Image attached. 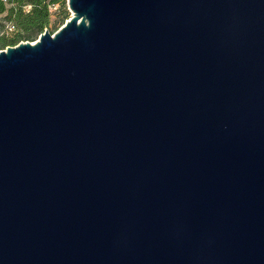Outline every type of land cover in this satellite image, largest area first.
Here are the masks:
<instances>
[{"label":"water","instance_id":"obj_1","mask_svg":"<svg viewBox=\"0 0 264 264\" xmlns=\"http://www.w3.org/2000/svg\"><path fill=\"white\" fill-rule=\"evenodd\" d=\"M0 50V264H264V0H68Z\"/></svg>","mask_w":264,"mask_h":264},{"label":"trees","instance_id":"obj_2","mask_svg":"<svg viewBox=\"0 0 264 264\" xmlns=\"http://www.w3.org/2000/svg\"><path fill=\"white\" fill-rule=\"evenodd\" d=\"M57 5L59 15L57 22L52 24V7ZM68 18L65 0H0V50L21 42H35L45 30L54 34ZM2 20L10 23L12 31L8 27L6 32L1 33V28L5 27Z\"/></svg>","mask_w":264,"mask_h":264},{"label":"rangeland","instance_id":"obj_3","mask_svg":"<svg viewBox=\"0 0 264 264\" xmlns=\"http://www.w3.org/2000/svg\"><path fill=\"white\" fill-rule=\"evenodd\" d=\"M65 3L67 4V8H68V11H69V18L72 16V13H71V11H70V9H69V4H68V0H65ZM59 5H57L56 7H52V13H53V15H52V18H51V20H52V24H55V22H57V18H58V15H59ZM5 16V15H4ZM3 16V17H4ZM69 18H68V20H69ZM67 20V21H68ZM3 21V24L5 25V27L4 28H1V33H3L4 31L6 32V30H7V28L10 26V23L8 22V21H6V20H2ZM66 21V22H67ZM65 22V23H66ZM64 25V24H63ZM63 25H61V26H59L58 28H57V30L59 29V28H61ZM55 32H57V31H55Z\"/></svg>","mask_w":264,"mask_h":264},{"label":"built area","instance_id":"obj_4","mask_svg":"<svg viewBox=\"0 0 264 264\" xmlns=\"http://www.w3.org/2000/svg\"><path fill=\"white\" fill-rule=\"evenodd\" d=\"M12 29H13V27H9V29H8V30H9V31H12Z\"/></svg>","mask_w":264,"mask_h":264}]
</instances>
